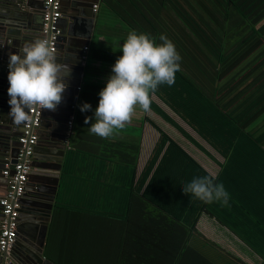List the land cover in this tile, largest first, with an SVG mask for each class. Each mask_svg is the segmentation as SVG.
Listing matches in <instances>:
<instances>
[{
    "label": "trees",
    "instance_id": "trees-1",
    "mask_svg": "<svg viewBox=\"0 0 264 264\" xmlns=\"http://www.w3.org/2000/svg\"><path fill=\"white\" fill-rule=\"evenodd\" d=\"M131 30L156 43L164 34L181 57L180 70L172 85L150 94L145 118L106 138L88 130L106 80L84 76L46 243L59 224L104 223L115 239V264L138 251L147 264H247L199 230L205 215L264 264V0H101L95 32L102 40L88 46L87 64L111 71ZM82 102L92 109L81 112ZM163 125L216 171L204 168ZM144 126L157 136L139 170ZM204 175L224 185L227 205L183 193L184 184ZM68 237L64 232L58 241L62 253L52 258L58 264H73L66 257L72 255Z\"/></svg>",
    "mask_w": 264,
    "mask_h": 264
},
{
    "label": "water",
    "instance_id": "water-1",
    "mask_svg": "<svg viewBox=\"0 0 264 264\" xmlns=\"http://www.w3.org/2000/svg\"><path fill=\"white\" fill-rule=\"evenodd\" d=\"M42 2L43 0H0V199L7 189V179L1 172L6 164L16 163L20 146L18 129L21 125H15L7 116L10 107L6 92L8 53L18 51L25 42L34 38H42ZM96 18L91 6L79 10L76 16L61 14V34L56 53L59 56L58 61L67 58L66 63L71 69L68 77L70 80L55 110L41 109L40 135L32 155V170L28 176V186L19 202L16 241L11 250L0 252V263L8 261L9 264H55L45 257L43 249L66 150L67 121L73 115L79 95L74 87H79V81L83 80L90 68L87 63L82 65V49L91 39ZM69 20L74 24L87 22L88 30L84 37L74 38L75 42L67 49V36L75 37L77 34L74 27L78 26L72 23L73 29L71 25V30L67 31L65 28ZM41 153L44 155H38Z\"/></svg>",
    "mask_w": 264,
    "mask_h": 264
},
{
    "label": "clouds",
    "instance_id": "clouds-1",
    "mask_svg": "<svg viewBox=\"0 0 264 264\" xmlns=\"http://www.w3.org/2000/svg\"><path fill=\"white\" fill-rule=\"evenodd\" d=\"M159 40L161 42L156 43L148 33L135 30L127 33L119 47L121 54L97 93L95 108L87 102L78 105L81 112L92 109L94 122L88 126L90 133L105 138L111 136L114 130L125 126L136 106L148 110L150 94L159 85L175 82L181 57L164 34ZM57 57L50 43L39 37L25 42L18 51L8 53L6 92L10 107L7 116L15 125L29 120L30 107L55 110L60 103L71 69ZM89 119L85 116L84 123L88 124ZM182 191L205 203L218 201L227 205L229 201L224 185L209 175L193 177L182 186Z\"/></svg>",
    "mask_w": 264,
    "mask_h": 264
},
{
    "label": "crops",
    "instance_id": "crops-1",
    "mask_svg": "<svg viewBox=\"0 0 264 264\" xmlns=\"http://www.w3.org/2000/svg\"><path fill=\"white\" fill-rule=\"evenodd\" d=\"M92 2H93V0H80V1L60 0V11H61V14L65 13L71 17L76 16L77 12L79 10L81 11L83 8L88 9L89 6H91ZM72 23L73 22H71L70 20L68 21V26L65 28V29H67V31L71 30V25H72V29H73L74 23L73 24ZM69 24H70V26H69ZM95 24H96V20L94 21V26L92 28L93 33H92L91 39L86 46L91 47L94 44H98V42L102 40V37H100L98 35L96 36ZM60 25H61V23H60ZM74 25H78L77 27L76 26L74 27V30H76L75 34H77V35L75 37L67 36V42L65 44L67 49L71 48L72 44L75 42L74 38L79 39L80 37H84V34L88 30V23L87 22L80 21ZM66 60H67V58L64 57L61 62L66 63ZM89 66H90V68L86 71L85 74L90 76L91 78H98V79L106 80L107 77L109 76L110 72H111L107 68H102L94 62H93V64H90ZM83 79H84V77H83ZM69 80L70 79L67 78V82ZM81 84H82V80L79 81V87H77L78 85L74 87V89L76 91H78V93L80 91ZM145 117H146V112L143 111V109H141L139 106H136L135 110L131 114L130 120L127 123L128 124H134V121H138V120L145 118ZM147 130H148L147 127L144 126L142 129V132H141V136L143 139H145L144 140L145 142L143 143V141H141V152H140V158L138 159L139 160L138 161L139 170L142 168V166L144 165V163L146 161V153L147 152L149 153L151 148L153 147V143H151V142H153V138L150 137L151 131L148 132ZM18 132H21V127H19ZM39 133H40V128L38 130V135H40ZM156 136H157V134H156ZM65 143H66V149H67L68 138L66 139V132H65ZM38 155L43 156L44 154L41 153ZM27 186H28V181H27L26 187ZM33 188H35V187H33ZM2 189H3V187H2ZM53 204H54V202H53ZM52 207H53V205H52ZM202 217L203 218H201V222L207 220L204 218L207 216L203 215ZM51 221H52V210H51V217H50L49 225H50ZM18 225H19V221H18ZM49 225H48V229H49ZM107 226L108 225L104 224V223L90 224V225L89 224L76 223V224H71L70 227H68V228H65L62 224L61 225L59 224L56 226L55 230H53L54 231L53 232L54 239L52 240V243L49 244V246H48V244L45 241L43 253H44L46 258H48L49 260H51L55 264H58L52 258H58L60 255L59 253H62V251L60 250L61 249L60 247H62L63 245L58 241L59 240L61 241V238L64 235V232H67V233H69V237H68V239H65L64 241H66V240L70 241L69 245H66V247H68V252L72 253V255L70 257L66 256L68 258V262L71 261V262H73V264L83 263V262L85 264H87V263L115 264V260H114L115 258H114V255L112 253L114 245H115V239L113 237V234H109V228H107ZM209 226H210V223L208 224V227ZM218 226H220V225H218ZM48 229H47V234H48ZM223 231H225V230L223 229ZM75 233H77V234H75ZM88 233H89V236H88ZM47 234H46V238H47ZM121 246H124L123 243ZM64 247H65V245H64ZM139 250H141V249L139 248ZM246 250L247 251L249 250V252L253 253L247 247H246ZM234 256L239 258L241 261L246 262L247 264H260L261 263L260 258L256 255L253 257H251L252 255H250V258L252 259V260H250V263L247 261H244L238 255H234ZM63 257L65 258V255ZM124 257H125V259L122 258V260L123 261L127 260L126 264H147L146 263V261H147L146 255H144L143 252H140V251H138V255H125ZM153 257H155L157 260H160L159 258H161V256H159V255H154ZM64 258L60 257V259L63 261H64ZM119 261H120V258L117 261V263H120Z\"/></svg>",
    "mask_w": 264,
    "mask_h": 264
},
{
    "label": "built area",
    "instance_id": "built-area-1",
    "mask_svg": "<svg viewBox=\"0 0 264 264\" xmlns=\"http://www.w3.org/2000/svg\"><path fill=\"white\" fill-rule=\"evenodd\" d=\"M101 0H93L91 11L97 14ZM41 35L56 52L58 38L61 34L59 20L61 18L60 0H43ZM88 46L83 47L82 65L87 63ZM41 112L38 107L28 109L29 120L21 125L18 138L19 149L15 164H6L1 175L7 179V189L0 199V252H8L17 237L20 199L25 193L28 176L32 170V155L38 141V130L41 124ZM73 115L67 121L66 139L72 132ZM0 264H9L8 261Z\"/></svg>",
    "mask_w": 264,
    "mask_h": 264
},
{
    "label": "rangeland",
    "instance_id": "rangeland-1",
    "mask_svg": "<svg viewBox=\"0 0 264 264\" xmlns=\"http://www.w3.org/2000/svg\"><path fill=\"white\" fill-rule=\"evenodd\" d=\"M159 103V101H157ZM161 104V103H160ZM166 111L169 112V114H172L168 109L164 107ZM158 121V120H157ZM160 123H162L161 120H159ZM159 123V124H160ZM161 125V124H160ZM181 125L188 131H190L187 126H185L183 123ZM163 129L168 132L170 136L175 138L178 142L182 143L184 148L187 149L190 153H192L195 156H198V159L200 160V163L211 173H214L216 171V166L214 163L208 161L206 158H202L201 153L194 148H191L188 143L184 141V139L180 136L178 132L171 129L167 125H163ZM192 133V132H191ZM151 138H155L156 132L153 131L150 133ZM217 157V156H216ZM203 216V215H202ZM201 216V218H203ZM207 219L206 221L200 222L198 228L199 230L206 235L207 237L211 238L213 241L217 242L219 245H221L226 250L230 251L234 255H238L241 257L244 261H247L250 263V255L251 257L255 256L254 253L249 252V250H246V247L233 235L227 234L223 229L218 226L214 221L211 219H208L207 217H204ZM210 223V226L208 227V224Z\"/></svg>",
    "mask_w": 264,
    "mask_h": 264
}]
</instances>
